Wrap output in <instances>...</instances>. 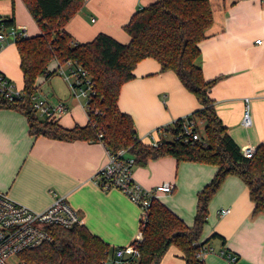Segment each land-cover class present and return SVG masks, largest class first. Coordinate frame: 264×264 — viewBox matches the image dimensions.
Here are the masks:
<instances>
[{
  "label": "crops",
  "instance_id": "0c3cea01",
  "mask_svg": "<svg viewBox=\"0 0 264 264\" xmlns=\"http://www.w3.org/2000/svg\"><path fill=\"white\" fill-rule=\"evenodd\" d=\"M153 1L84 0L64 28L76 42L91 41L104 32L127 43L130 35L125 26L131 16ZM209 1L213 21L207 36L199 42L197 62L205 79L217 78L210 96L230 136L241 149L247 145L258 148L264 144V2ZM7 17H14L13 26L26 25L29 35L40 33L23 0H0V19ZM58 67L59 61L55 59L48 66L50 74L37 77L36 94L46 96L51 104L66 103L67 109L57 115L63 126L85 125V100L73 97L71 87L54 94L53 84L61 79L66 81ZM0 72L23 89L15 41H5L0 51ZM133 72L134 77L121 86L118 105L132 117L137 135L145 143H150L147 133L153 128L170 124L201 106L177 74L162 71L155 58L140 60ZM42 84L50 85L53 91H43ZM246 105L252 115L250 126L242 123ZM106 162L107 148L102 142L32 135L23 112L0 107V190L33 210H43L56 197H66L78 211L81 224L112 250L132 242L142 209L121 190L105 189L98 184L96 174ZM217 169L215 164L179 161L164 155L135 163L133 177L149 189L163 182L173 183L172 192H160L157 198L187 225H192L197 194ZM208 208V220L200 238L209 249L203 264H264V212L253 214L254 202L243 179L227 175ZM222 208H230V212L221 216ZM214 233L219 236H212ZM228 254L237 259L231 262ZM159 264H185L183 252L171 245Z\"/></svg>",
  "mask_w": 264,
  "mask_h": 264
},
{
  "label": "trees",
  "instance_id": "16d2710c",
  "mask_svg": "<svg viewBox=\"0 0 264 264\" xmlns=\"http://www.w3.org/2000/svg\"><path fill=\"white\" fill-rule=\"evenodd\" d=\"M40 27V33L15 40L23 72L24 94L8 100L0 94V107L23 112L32 135L43 134L58 139H96L97 122L103 130V140L112 151L128 148L136 163L164 155L177 160L215 164L218 169L212 179L197 194L194 222L187 225L158 198L148 209L144 239L140 243L139 264H159L171 245L183 252L185 264H203L197 252L206 246L201 241L203 225L208 220L209 202L229 174L243 179L254 202L253 214L264 212V144L252 157L243 155L219 117L210 91L217 78L207 80L197 62L199 42L207 36L213 21L209 0H154L133 13L125 26L130 41L123 43L100 32L87 42H76L65 30L66 23L84 0H23ZM14 25V17L0 19V30ZM153 57L161 70H172L182 84L201 104L191 114L174 120L167 126V137L159 146L145 143L137 135L132 117L118 105L121 86L134 77L137 63ZM72 59L83 65L95 83L90 104L97 113L87 109L88 122L73 127L63 126L57 115L41 116L33 104L38 86L37 77L50 74L53 60ZM204 122L200 138L179 137L184 121ZM199 130V129H198ZM200 132V131H199ZM53 240L19 253L21 259L35 264H104L112 254L99 236L83 224L73 228L49 227ZM214 233L212 236H217ZM219 236V235H218Z\"/></svg>",
  "mask_w": 264,
  "mask_h": 264
},
{
  "label": "built area",
  "instance_id": "2783aa9c",
  "mask_svg": "<svg viewBox=\"0 0 264 264\" xmlns=\"http://www.w3.org/2000/svg\"><path fill=\"white\" fill-rule=\"evenodd\" d=\"M258 1L264 2V0ZM27 36H29V33L26 25L0 30V51L5 41H15L19 37ZM58 71L69 83L72 96L85 100L86 110L89 108L94 113H97L98 109L96 107L93 108L90 104V99L95 94V83L89 71L79 62L72 59L59 61ZM0 94L8 100H13L21 97L24 92L0 72ZM32 99L34 107L41 116L55 117L67 109L66 103L51 104L46 96L40 94H34ZM199 123V120L184 121L181 124L182 131L178 136H184L186 141L199 139L201 136L198 130ZM242 123L245 126L252 124L249 105L245 107ZM168 125L158 126L147 133L150 144L154 146L160 145L162 138L168 136ZM93 126L97 128V140L102 142L107 148V162L98 170L96 181L102 188H117L121 190L142 209L139 229L132 242L115 247L112 254L103 262L104 264H139L141 257L139 246L144 239L143 228L148 220V209L152 200L157 198L160 192H172L174 184L163 182L155 188L149 189L136 181L133 177V167L136 163L135 156L128 148H121L117 151L110 150L103 140V130L99 128L97 122H94ZM241 150L244 156L252 157L257 148L253 145H247ZM229 212L230 208H222L220 215L222 216ZM80 223L81 219L78 211L64 196L56 197L43 210H33L12 199L7 192L0 190V264H35L21 259L19 253L52 241L53 234L49 227L73 228ZM208 250V247L203 246L197 252V257L203 261ZM12 256H18L19 259L15 263H10L8 260ZM228 258L231 262H234L237 256L228 254Z\"/></svg>",
  "mask_w": 264,
  "mask_h": 264
},
{
  "label": "rangeland",
  "instance_id": "374dc122",
  "mask_svg": "<svg viewBox=\"0 0 264 264\" xmlns=\"http://www.w3.org/2000/svg\"><path fill=\"white\" fill-rule=\"evenodd\" d=\"M53 85H54V88H53L54 89V94L56 96L60 94L59 92L63 93V92L68 91L70 89V86L68 85V83L66 81H64V79H61L60 81H58L56 84H53ZM49 86L42 84L41 89H43V91L52 92L53 89L52 88L49 89ZM203 130H204V123H199V131H200L201 134H202ZM18 259H19L18 256H12V257L9 258L8 262L15 263Z\"/></svg>",
  "mask_w": 264,
  "mask_h": 264
}]
</instances>
